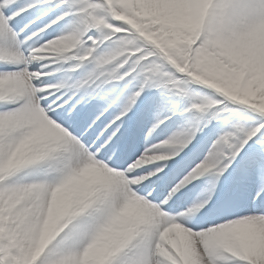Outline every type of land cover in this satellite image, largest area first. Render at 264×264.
<instances>
[{
	"label": "snow or ice",
	"instance_id": "snow-or-ice-1",
	"mask_svg": "<svg viewBox=\"0 0 264 264\" xmlns=\"http://www.w3.org/2000/svg\"><path fill=\"white\" fill-rule=\"evenodd\" d=\"M0 264H264V0H0Z\"/></svg>",
	"mask_w": 264,
	"mask_h": 264
}]
</instances>
